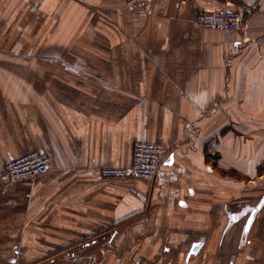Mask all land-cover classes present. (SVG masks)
Returning a JSON list of instances; mask_svg holds the SVG:
<instances>
[{"label":"crops","instance_id":"1","mask_svg":"<svg viewBox=\"0 0 264 264\" xmlns=\"http://www.w3.org/2000/svg\"><path fill=\"white\" fill-rule=\"evenodd\" d=\"M21 1L0 0V170L52 167L0 179V262L264 264V0ZM225 8L239 32L195 25ZM139 140L170 149L154 181L99 177Z\"/></svg>","mask_w":264,"mask_h":264},{"label":"built area","instance_id":"2","mask_svg":"<svg viewBox=\"0 0 264 264\" xmlns=\"http://www.w3.org/2000/svg\"><path fill=\"white\" fill-rule=\"evenodd\" d=\"M155 0H126V8L136 10L150 5ZM189 2L193 0H178ZM195 25L201 29L225 32H239L244 22V14L238 8L202 10ZM170 149L159 143L139 140L134 145L133 161L128 167H103L99 177L105 180L154 181ZM52 167V157L46 151H31L15 159L8 160L0 170V179L10 183L44 175Z\"/></svg>","mask_w":264,"mask_h":264},{"label":"rangeland","instance_id":"3","mask_svg":"<svg viewBox=\"0 0 264 264\" xmlns=\"http://www.w3.org/2000/svg\"><path fill=\"white\" fill-rule=\"evenodd\" d=\"M21 2H23V4H24V6L23 7H32V4L30 3V1H26V0H24V1H21ZM21 4V3H20ZM31 33L30 32H25V39H26V37L27 38H29L30 39V35ZM26 44H25V47H24V54L25 55H30L31 54V48H30V46L27 44V42H25ZM0 264H10V263H6V262H0Z\"/></svg>","mask_w":264,"mask_h":264},{"label":"water","instance_id":"4","mask_svg":"<svg viewBox=\"0 0 264 264\" xmlns=\"http://www.w3.org/2000/svg\"><path fill=\"white\" fill-rule=\"evenodd\" d=\"M251 222L249 223V226H250Z\"/></svg>","mask_w":264,"mask_h":264}]
</instances>
